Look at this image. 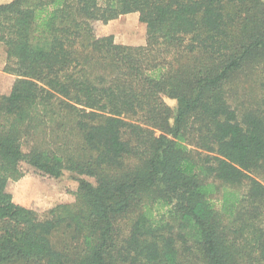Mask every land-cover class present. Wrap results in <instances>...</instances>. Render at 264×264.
Returning a JSON list of instances; mask_svg holds the SVG:
<instances>
[{"label": "trees", "instance_id": "obj_1", "mask_svg": "<svg viewBox=\"0 0 264 264\" xmlns=\"http://www.w3.org/2000/svg\"><path fill=\"white\" fill-rule=\"evenodd\" d=\"M132 12L145 44L96 32ZM0 43V264H264L263 0H8ZM23 164L94 183L26 207Z\"/></svg>", "mask_w": 264, "mask_h": 264}, {"label": "rangeland", "instance_id": "obj_2", "mask_svg": "<svg viewBox=\"0 0 264 264\" xmlns=\"http://www.w3.org/2000/svg\"><path fill=\"white\" fill-rule=\"evenodd\" d=\"M8 0H0V3ZM264 1V0H263ZM98 34H112L115 42L143 45L145 44V24L138 20L136 12L123 14L110 20L104 25H98ZM6 61L4 46L0 43V93L6 91L12 82L13 76L3 71ZM256 78H244L235 81L234 96L229 97L230 103L235 106L251 104L253 106L259 96ZM166 103L174 109L176 100L165 97ZM24 174L15 181H10V191L13 201L26 207L46 210L58 203L72 202L78 185V178H84L94 183V178L79 175L65 170L59 177L43 174L33 167L23 164ZM262 180V179H261ZM217 204V202H216Z\"/></svg>", "mask_w": 264, "mask_h": 264}]
</instances>
